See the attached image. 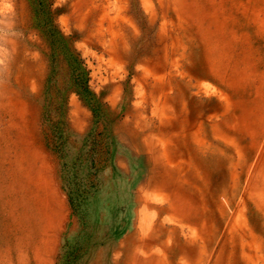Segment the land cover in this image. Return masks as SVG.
Here are the masks:
<instances>
[{
  "label": "rangeland",
  "instance_id": "rangeland-1",
  "mask_svg": "<svg viewBox=\"0 0 264 264\" xmlns=\"http://www.w3.org/2000/svg\"><path fill=\"white\" fill-rule=\"evenodd\" d=\"M38 1L0 0V264H264V0H49L114 110L77 214ZM67 116L82 147L74 93Z\"/></svg>",
  "mask_w": 264,
  "mask_h": 264
},
{
  "label": "trees",
  "instance_id": "trees-1",
  "mask_svg": "<svg viewBox=\"0 0 264 264\" xmlns=\"http://www.w3.org/2000/svg\"><path fill=\"white\" fill-rule=\"evenodd\" d=\"M37 5L41 18L36 24L38 22L40 37L46 41L49 61L44 92L46 99L42 108L48 127L57 134L55 146L61 153L59 156L68 154L71 149L77 150L74 162L62 163L63 171L60 176L63 191L68 196L73 212L77 214L88 199L86 196L94 194L97 190L94 180L105 167L106 153L103 150L111 143L110 139L105 140L106 132H97V128L101 125L105 127L113 119L114 110H111L101 95L90 88L87 65L74 45L76 39L64 34L55 23L53 3L49 0H39ZM72 93L76 94L92 113L91 128L81 138L84 144L82 147L75 146L77 139L72 138L67 116L68 97ZM96 133L101 135V140L94 136ZM69 262L67 260L66 264Z\"/></svg>",
  "mask_w": 264,
  "mask_h": 264
}]
</instances>
